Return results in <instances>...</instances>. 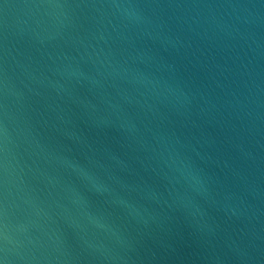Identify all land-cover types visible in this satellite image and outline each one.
<instances>
[{"label":"water","instance_id":"95a60500","mask_svg":"<svg viewBox=\"0 0 264 264\" xmlns=\"http://www.w3.org/2000/svg\"><path fill=\"white\" fill-rule=\"evenodd\" d=\"M2 264H264V0H0Z\"/></svg>","mask_w":264,"mask_h":264},{"label":"snow or ice","instance_id":"6c2138e0","mask_svg":"<svg viewBox=\"0 0 264 264\" xmlns=\"http://www.w3.org/2000/svg\"><path fill=\"white\" fill-rule=\"evenodd\" d=\"M0 264H2V262H0Z\"/></svg>","mask_w":264,"mask_h":264}]
</instances>
